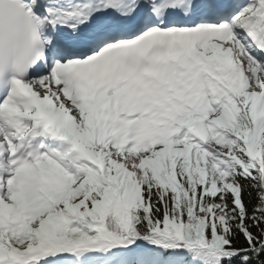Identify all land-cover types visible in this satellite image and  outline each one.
<instances>
[{
  "label": "snow or ice",
  "instance_id": "1",
  "mask_svg": "<svg viewBox=\"0 0 264 264\" xmlns=\"http://www.w3.org/2000/svg\"><path fill=\"white\" fill-rule=\"evenodd\" d=\"M0 264H264V0H0Z\"/></svg>",
  "mask_w": 264,
  "mask_h": 264
}]
</instances>
